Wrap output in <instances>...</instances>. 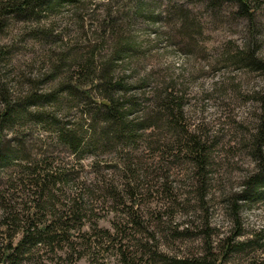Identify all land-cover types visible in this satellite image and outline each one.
Segmentation results:
<instances>
[{
    "label": "rangeland",
    "instance_id": "374dc122",
    "mask_svg": "<svg viewBox=\"0 0 264 264\" xmlns=\"http://www.w3.org/2000/svg\"><path fill=\"white\" fill-rule=\"evenodd\" d=\"M45 3L30 19L0 17V88L37 94L28 111L50 113V124L82 136L88 100L63 83L92 59L93 69L111 65L127 88L117 92L122 101L137 102L136 123L156 119L160 95H170L185 132L163 116L135 143L95 148L99 121L76 154L52 125L22 119L7 128L4 149H24V165L52 173L47 193L24 187L28 216L38 210L54 230L72 209L82 218L71 223V241L29 245L23 264H264V184L248 185L264 173V0H249L253 20L235 0ZM192 137L207 147L203 179L179 142ZM8 170L0 189L20 174Z\"/></svg>",
    "mask_w": 264,
    "mask_h": 264
},
{
    "label": "trees",
    "instance_id": "16d2710c",
    "mask_svg": "<svg viewBox=\"0 0 264 264\" xmlns=\"http://www.w3.org/2000/svg\"><path fill=\"white\" fill-rule=\"evenodd\" d=\"M235 1L240 5L241 11L253 20L255 12L251 10L249 0ZM43 5L48 6L45 0H2L0 1V17L15 16L30 19L40 14V8ZM3 25L0 22V31L4 28ZM246 59L251 64H259L251 55ZM110 66L105 64L99 70L93 69V60L86 59L79 65L81 69L76 70L75 74L69 77L68 83H63V85L65 84L64 89L69 91L73 97L82 96V98L88 100L86 101V109L83 112L91 116L89 117L90 127L85 131L86 133L92 131L98 133L96 132L97 124H99V121L104 122V125L100 128V133H98L99 135L95 134V138L97 137L93 145L95 148L108 146L113 140L126 141L130 144L135 143L139 139L141 130L158 124L163 116L168 120L166 124L183 137L185 129L180 128L182 125L181 107L176 103L175 98L170 97V95L167 97L160 95L158 102L160 113L155 117V121L153 117H149L136 123L130 116L136 109L137 102L133 99L122 101L121 99L124 97L117 96L118 90L126 91L127 88L120 80L115 79L112 72L113 68ZM38 98L40 99L34 93L19 97L10 93L9 90H5L4 87L0 88V170L9 171L8 169L13 166L20 169L18 177L13 178L12 174L9 177H4V179H9L5 180L2 189H0V264H23L26 255L30 251L29 245H37L48 241L54 243L58 238L62 241H71L69 232L72 228H75L71 227L73 225L71 223L76 222L78 224L82 219L78 209H72V219L63 221L60 219L59 222L61 223L57 226L59 229L54 230L57 222H46L43 214H40L38 210L34 211L35 217L28 216L30 209L23 197L26 196V188L24 187L27 186L28 182H31L39 190V194L47 193L51 185L50 174L52 173L38 172L37 168L24 165L23 162L28 159L24 149H4L3 145L11 144L12 140L7 139V128H12L16 122L22 119L52 125L56 128L53 132L59 141L76 154H80L84 150V143L87 144L88 142L85 141L86 133L80 136L74 130L75 128L67 127L63 123L59 125L57 121L50 124V121L45 118V116L52 117L53 115L50 113L42 110L38 112L28 111L31 105L36 104ZM49 98L52 99L51 95H49ZM263 127L261 132L264 136ZM15 140L17 146L23 144L22 139ZM186 140L187 142L179 139V142L185 143L184 145L187 146V156L195 162L198 167V175L203 179L207 174L209 160L207 147L197 138L192 137ZM27 170H32V172L26 178ZM0 175H2L1 172ZM259 184H264V173L251 178L248 182L251 188L252 186L253 188L254 186L257 187ZM10 186L16 192V196L14 193L12 194ZM204 188L205 186L202 185L200 190H204ZM204 193L203 191L201 198L205 197ZM252 194L249 193V195ZM97 252L93 251L92 256L95 257Z\"/></svg>",
    "mask_w": 264,
    "mask_h": 264
}]
</instances>
